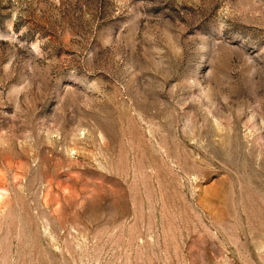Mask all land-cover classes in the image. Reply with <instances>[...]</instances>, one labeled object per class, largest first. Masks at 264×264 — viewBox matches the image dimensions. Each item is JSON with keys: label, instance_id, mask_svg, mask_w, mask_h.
I'll return each mask as SVG.
<instances>
[{"label": "rangeland", "instance_id": "374dc122", "mask_svg": "<svg viewBox=\"0 0 264 264\" xmlns=\"http://www.w3.org/2000/svg\"><path fill=\"white\" fill-rule=\"evenodd\" d=\"M0 264H264V0H0Z\"/></svg>", "mask_w": 264, "mask_h": 264}]
</instances>
